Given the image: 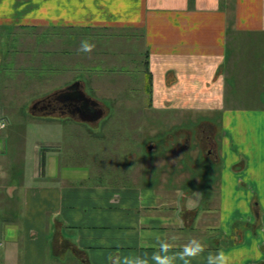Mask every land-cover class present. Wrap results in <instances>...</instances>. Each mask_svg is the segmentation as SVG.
<instances>
[{
	"label": "crops",
	"instance_id": "obj_1",
	"mask_svg": "<svg viewBox=\"0 0 264 264\" xmlns=\"http://www.w3.org/2000/svg\"><path fill=\"white\" fill-rule=\"evenodd\" d=\"M4 28L12 29L21 47L36 42L35 35L21 33L47 34L44 46L56 57L62 55L65 41L53 32L146 31L153 103L205 113L251 106L236 108L233 119L199 127L218 148L216 127L235 126L242 133V126H251L253 167H247L240 154L236 203L245 212H237L226 228L225 218L219 217L218 228H212L209 218L198 220L193 203L177 212L173 196L167 197L172 204L165 213L157 191L141 196L127 187L128 179L114 180V174L110 185L95 183L88 170L68 172L61 159L36 152L29 178L21 183L7 182L15 169H0V221L6 224L0 238L12 247L8 251L0 244V264H60L68 254L80 264L73 250L88 264H110L109 257L116 254L124 264L125 257L150 260L161 239L172 242V254L193 238L206 248L190 264H207L208 255L221 249L236 253L237 264H264V193L259 195L264 192V0H0V33ZM1 112L4 124L7 117ZM221 135L228 137L224 131ZM5 147L0 138V157L6 155ZM201 157L221 162L218 149ZM250 170L251 182L244 179ZM233 230L235 245L221 247Z\"/></svg>",
	"mask_w": 264,
	"mask_h": 264
},
{
	"label": "rangeland",
	"instance_id": "obj_2",
	"mask_svg": "<svg viewBox=\"0 0 264 264\" xmlns=\"http://www.w3.org/2000/svg\"><path fill=\"white\" fill-rule=\"evenodd\" d=\"M62 32H53V36H64L62 55L58 57L48 52L49 48L44 46L47 34L40 31L21 33L36 36L35 44L27 47L16 44L17 35L11 28L0 33V110L7 117L0 133L6 143L0 169H15V173L7 176V182L21 183L28 179L34 153L40 152L61 159L62 167L68 172L88 170L95 183L110 185L114 174V180L128 179L127 187L141 196L157 191L164 199L165 213L172 204L167 197L173 196L177 212L186 211L193 203L199 212L198 220L209 218L208 226L212 228H218L219 217L225 218L223 228L231 224L230 219L235 222V216L245 212L236 203L235 173L241 166L240 154L247 167H253L251 126H242V133L235 126L216 127L218 148L210 146V140L204 137L210 133L199 126L204 122L220 123L221 118L233 119L237 109H251V106H229L213 113L188 111L187 106L174 103L158 106L153 103L156 96L152 79L150 94L145 92L149 51L145 44L146 31ZM85 40L95 45L92 51H80ZM76 82L104 108L105 116L97 124H81L69 117L31 115L30 108L35 102ZM223 131L228 137L221 135ZM217 149L220 164L208 157L205 162L201 157L202 153ZM244 179L251 182V170ZM253 203H259L256 195ZM4 225L0 221V230ZM227 242L228 247L233 246L234 230ZM0 244L8 251L12 248L1 238ZM60 264H78V261L68 254L67 261Z\"/></svg>",
	"mask_w": 264,
	"mask_h": 264
},
{
	"label": "clouds",
	"instance_id": "obj_3",
	"mask_svg": "<svg viewBox=\"0 0 264 264\" xmlns=\"http://www.w3.org/2000/svg\"><path fill=\"white\" fill-rule=\"evenodd\" d=\"M95 45L89 43L87 40L82 41L80 46L81 52L92 51ZM174 239V238H173ZM173 248L172 242L168 239L159 240L158 251L153 252L150 257L137 256L133 259L124 258V264H176L177 260L183 261V264H190V259L199 256L205 251L206 245L201 239H191L183 245L178 252H171ZM239 257L236 253L226 252L223 249L218 250L215 254H209L207 257V264H237ZM110 264H121V257L119 254L109 257Z\"/></svg>",
	"mask_w": 264,
	"mask_h": 264
},
{
	"label": "water",
	"instance_id": "obj_4",
	"mask_svg": "<svg viewBox=\"0 0 264 264\" xmlns=\"http://www.w3.org/2000/svg\"><path fill=\"white\" fill-rule=\"evenodd\" d=\"M82 88L81 83H74L61 93L59 100L75 105L72 106L73 111L69 113L71 120L87 125L97 124L105 116V111L98 102L87 97ZM38 104L36 103L30 108L32 116H38L36 113ZM79 104L81 106H77Z\"/></svg>",
	"mask_w": 264,
	"mask_h": 264
},
{
	"label": "flooded vegetation",
	"instance_id": "obj_5",
	"mask_svg": "<svg viewBox=\"0 0 264 264\" xmlns=\"http://www.w3.org/2000/svg\"><path fill=\"white\" fill-rule=\"evenodd\" d=\"M72 85H70V86H72ZM70 86H68V87H70ZM68 87H66L64 90H60L59 92L57 91V92L51 94L48 98H46L44 100L35 102L34 104L39 103L37 105V112L36 113L40 114V116H43V117H56V116L69 117V113L73 111L72 106H75V105L70 104L66 101L62 102L61 100H59L60 99L59 96L61 95V93H63V91H65ZM82 87H83L82 90L84 91V86L82 85ZM77 106H81V104H79ZM210 146L212 147L211 144H210ZM208 153H211V152L209 151Z\"/></svg>",
	"mask_w": 264,
	"mask_h": 264
},
{
	"label": "trees",
	"instance_id": "obj_6",
	"mask_svg": "<svg viewBox=\"0 0 264 264\" xmlns=\"http://www.w3.org/2000/svg\"><path fill=\"white\" fill-rule=\"evenodd\" d=\"M146 78V84H145V92L146 94H150V82H151V76L150 74H146L145 76ZM221 247H225V248H228V242H227V239H223L221 241ZM232 245H235V242L234 244ZM73 252L75 253V256H77L80 264H88L87 261L84 260L83 256L81 254H79L78 252H76L75 250H73Z\"/></svg>",
	"mask_w": 264,
	"mask_h": 264
},
{
	"label": "built area",
	"instance_id": "obj_7",
	"mask_svg": "<svg viewBox=\"0 0 264 264\" xmlns=\"http://www.w3.org/2000/svg\"><path fill=\"white\" fill-rule=\"evenodd\" d=\"M3 127H4V124H1V125H0V128H3Z\"/></svg>",
	"mask_w": 264,
	"mask_h": 264
}]
</instances>
